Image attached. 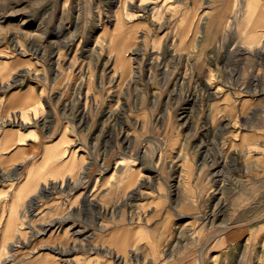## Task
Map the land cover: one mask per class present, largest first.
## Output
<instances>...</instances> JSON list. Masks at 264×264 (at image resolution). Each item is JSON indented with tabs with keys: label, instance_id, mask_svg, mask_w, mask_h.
Returning <instances> with one entry per match:
<instances>
[{
	"label": "rangeland",
	"instance_id": "rangeland-1",
	"mask_svg": "<svg viewBox=\"0 0 264 264\" xmlns=\"http://www.w3.org/2000/svg\"><path fill=\"white\" fill-rule=\"evenodd\" d=\"M263 14L0 0V264H264Z\"/></svg>",
	"mask_w": 264,
	"mask_h": 264
},
{
	"label": "bare ground",
	"instance_id": "bare-ground-1",
	"mask_svg": "<svg viewBox=\"0 0 264 264\" xmlns=\"http://www.w3.org/2000/svg\"><path fill=\"white\" fill-rule=\"evenodd\" d=\"M263 18H264V14H263L262 19H263ZM243 103H245V102H243ZM243 105H244V104H243ZM243 108H244V107H243ZM241 110H242V109H241ZM242 111H243V110H242ZM243 112H244V111H243ZM48 152H49V151H48ZM48 155H49V154H48ZM48 158H49V157H48ZM134 176H135V173L132 174V171H130V173L126 176V179H125V180H126V181H127V180H131V178H133ZM221 230H223V229H221ZM226 230H227V229H225V231H226ZM223 231H224V230H223ZM225 231H224V232H225ZM46 232H47V230H46ZM46 232H45V233H46Z\"/></svg>",
	"mask_w": 264,
	"mask_h": 264
},
{
	"label": "water",
	"instance_id": "water-1",
	"mask_svg": "<svg viewBox=\"0 0 264 264\" xmlns=\"http://www.w3.org/2000/svg\"><path fill=\"white\" fill-rule=\"evenodd\" d=\"M25 127H28V125L27 126L25 125Z\"/></svg>",
	"mask_w": 264,
	"mask_h": 264
}]
</instances>
